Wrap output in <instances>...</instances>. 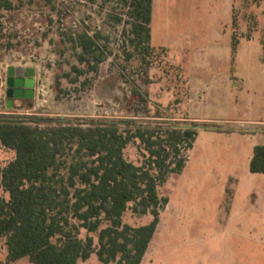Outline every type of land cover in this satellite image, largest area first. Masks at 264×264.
Returning a JSON list of instances; mask_svg holds the SVG:
<instances>
[{"label": "rangeland", "instance_id": "obj_1", "mask_svg": "<svg viewBox=\"0 0 264 264\" xmlns=\"http://www.w3.org/2000/svg\"><path fill=\"white\" fill-rule=\"evenodd\" d=\"M10 1L13 9H0V114L72 123L128 119L153 127L172 122L197 129L238 127L240 121L250 128L252 121H264V107H257V99H264L261 0H152L147 48L131 42L133 19L124 0ZM72 30L101 36L106 57L97 70L77 76L71 68L85 67L63 41V32ZM8 68L33 77L26 110L6 107ZM222 143L201 133L182 172L158 187L169 201L139 264H264V221L248 220L255 210L264 218V174L247 169L257 176L243 177L250 186L235 195L232 179L224 195L223 181L233 166ZM123 154L136 165L146 156L138 139ZM14 156L0 144V166ZM251 187L254 194L247 191ZM234 208L244 211L243 220L224 221ZM122 219L137 226L151 216L127 208ZM92 236L97 246V232ZM5 249L1 238L0 264ZM10 264L33 263L24 257ZM78 264L102 263L92 253Z\"/></svg>", "mask_w": 264, "mask_h": 264}, {"label": "trees", "instance_id": "obj_2", "mask_svg": "<svg viewBox=\"0 0 264 264\" xmlns=\"http://www.w3.org/2000/svg\"><path fill=\"white\" fill-rule=\"evenodd\" d=\"M124 1L131 7V42L147 48L152 0ZM13 8L10 0H0V9ZM62 35L85 65L71 66L76 75L97 70L106 57L101 36L86 30ZM236 43L233 38V52ZM197 130L172 122L153 127L128 119L72 123L0 114V144L15 152L0 166L2 264L23 257L33 264H78L92 253L102 264H139L169 201L158 187L181 173ZM134 139L146 153L139 165L123 154ZM249 171L264 174V145L254 146ZM127 208L151 219L124 223Z\"/></svg>", "mask_w": 264, "mask_h": 264}, {"label": "crops", "instance_id": "obj_3", "mask_svg": "<svg viewBox=\"0 0 264 264\" xmlns=\"http://www.w3.org/2000/svg\"><path fill=\"white\" fill-rule=\"evenodd\" d=\"M261 7L264 8V0H261ZM264 17V16H263ZM264 51V49H263ZM232 54H236V48L235 51L233 52L231 50ZM238 54V53H237ZM16 73V72H15ZM17 76H22L25 77V75L22 74V72H17ZM35 84V82H34ZM30 88L28 90V94L26 95V89L23 88L22 95L14 97L11 101V106L8 107L7 101H6V107L7 109H12V110H26L29 107L28 102L30 101L29 99L32 98L33 96V89ZM28 101V102H27ZM264 99L259 98L257 99V107L262 110L264 107ZM32 107V106H31ZM247 122V121H246ZM255 123V126H251L250 128H246V124L243 123V121H240L238 127H229V128H199L197 130V136L196 139L193 143V146L191 150L195 147L196 141L199 138V135L201 133H205L206 136L208 137H218L223 140L222 143V148L224 149L225 153V158L227 159L228 163H230L233 167L229 173H227L225 179H224V195H225V190L227 188L228 182L230 180L235 181L234 185V191L235 195H241L237 193V189H245L249 187V183H246L249 180H254L257 176L256 175H251L247 174V169L249 170V162L253 154V148L255 145H264V121L262 120H254L252 121ZM261 127V128H258ZM190 150V151H191ZM182 172V171H181ZM252 173V172H251ZM262 174V173H261ZM243 177L247 180L246 182L243 180ZM251 190V191H250ZM249 194L253 193L254 191L251 187V189L247 190ZM258 209V208H256ZM256 214L253 213V217H248V220L253 222L256 220L257 222H262L264 221L263 216H260L262 213L260 212L261 210H255ZM233 214L227 215L223 220L228 221L231 220L235 223H238L243 220V216H246L244 211L241 212V210H238L236 208L233 209ZM263 218V219H262ZM261 219V220H260ZM260 220V221H258ZM24 258V257H23ZM21 259V258H20ZM18 260V259H17Z\"/></svg>", "mask_w": 264, "mask_h": 264}, {"label": "water", "instance_id": "obj_4", "mask_svg": "<svg viewBox=\"0 0 264 264\" xmlns=\"http://www.w3.org/2000/svg\"><path fill=\"white\" fill-rule=\"evenodd\" d=\"M34 83L33 78L17 76L13 72V68H8L7 77H6V96H7V105L11 106V101L14 97L21 96L23 91L22 89H26V95L28 94V90L32 88Z\"/></svg>", "mask_w": 264, "mask_h": 264}, {"label": "flooded vegetation", "instance_id": "obj_5", "mask_svg": "<svg viewBox=\"0 0 264 264\" xmlns=\"http://www.w3.org/2000/svg\"><path fill=\"white\" fill-rule=\"evenodd\" d=\"M26 77H29V78L31 77V78H33V77H32V76H30V75H26ZM33 86H34V83H33ZM33 86H32V87H33Z\"/></svg>", "mask_w": 264, "mask_h": 264}]
</instances>
